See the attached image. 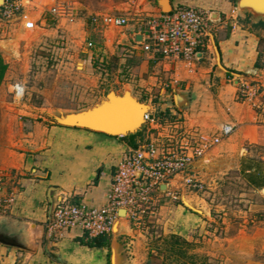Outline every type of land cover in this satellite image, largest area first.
Masks as SVG:
<instances>
[{"label": "rangeland", "instance_id": "374dc122", "mask_svg": "<svg viewBox=\"0 0 264 264\" xmlns=\"http://www.w3.org/2000/svg\"><path fill=\"white\" fill-rule=\"evenodd\" d=\"M41 1L42 5H73L75 21H55L48 14L50 6L46 5L42 11L46 20L43 30L26 36L24 31L11 27L0 30V54L8 65L0 86V121L14 117L18 124L28 118L23 113L15 117L16 102L8 92L11 84L24 86L26 95L21 103L27 113L41 121L59 111L87 109L110 90L122 92L128 88L141 100L152 103L156 115L163 114L166 110L161 109L166 107L175 115L174 119L165 118L161 136L155 133L151 137L155 130L147 127L137 139L141 143L148 139L162 145L165 138L177 136L181 131L187 140L200 133L208 134L186 124L189 117L210 112L207 102L202 100L177 111L170 84L174 80L164 78L163 71L150 65L141 50L124 44L126 36L130 39L133 25L136 31L142 29L141 19L148 16L143 8L151 0ZM41 10L34 8L29 13L38 17ZM104 15L126 17L128 25L114 28L93 21ZM38 24L41 26V22ZM177 90L184 93L182 88ZM263 91L264 87H260L259 99L247 101L254 105L257 114H262L255 103L264 98ZM189 98L197 100L193 95ZM211 98L216 99L214 94ZM239 99L244 102L241 95ZM206 156L203 159L207 160ZM241 161L224 160L216 164L211 160L197 166L196 162L191 172L202 189L184 186L172 189L169 194L163 188V193L144 209L138 225L126 220L125 215L118 218L126 224L125 230L119 225L126 264H169L159 255L160 250L165 251L160 238L173 234L192 243L191 253L197 255L200 264H264V193L254 190L240 175L237 167ZM182 199L194 210L186 207Z\"/></svg>", "mask_w": 264, "mask_h": 264}, {"label": "crops", "instance_id": "0c3cea01", "mask_svg": "<svg viewBox=\"0 0 264 264\" xmlns=\"http://www.w3.org/2000/svg\"><path fill=\"white\" fill-rule=\"evenodd\" d=\"M170 3L173 8L190 7L211 15L214 20L212 34L226 72L222 73L215 65L210 38L196 71L145 53L140 45L143 30L136 31V25L130 31L132 41L126 36L124 44L127 48L141 50L150 65L163 71L164 78L176 82L171 89L174 106L173 89L179 88L197 99L189 98V107L202 100L207 102L210 112L200 113L197 118L189 117L188 126H197L208 134H216L225 123L236 126L235 133L196 166L211 160L216 164L224 160H242L237 167L240 175L242 165L248 161L262 164L264 171V98L255 103L262 114L254 112L250 102L239 99L245 82L264 87V28L256 27L258 23L248 14H239L236 0H170ZM46 5L50 6L44 3L43 9ZM143 10L148 16L163 13L158 0L146 3ZM29 11L28 8L26 13ZM42 11L39 16H44ZM16 30L24 31L22 28ZM212 94L216 97L214 101ZM178 100L184 99L179 96ZM15 107L18 111L15 117L23 113L28 118L18 124L14 117L0 121V133H4L0 135V173L6 177L8 191H14L16 196L8 212L0 216V232L21 241L27 249L0 243V264H111L110 248H90L80 243L87 238L84 231H48L50 197L53 195L58 200L65 197L72 203L82 202L93 207L106 205L116 166L130 149L128 143L90 130L34 119L22 103L16 102ZM164 127L158 125L152 135L161 136ZM248 185L264 193V188ZM119 225L125 230V223L116 225V230ZM47 241L63 263L46 253Z\"/></svg>", "mask_w": 264, "mask_h": 264}, {"label": "built area", "instance_id": "2783aa9c", "mask_svg": "<svg viewBox=\"0 0 264 264\" xmlns=\"http://www.w3.org/2000/svg\"><path fill=\"white\" fill-rule=\"evenodd\" d=\"M0 30L22 28L26 33L44 29L43 16L34 17L26 10L41 8L38 0H0ZM42 12V14H43ZM55 21L74 23L75 9L68 3H54L48 11ZM31 15V16H30ZM106 27L122 28L128 25L126 17L104 15L93 19ZM142 21V50L166 63H181L189 71H196L203 60L209 33L213 32L211 15L195 8L176 7L171 12L147 16ZM41 22V26L38 24ZM90 47L93 44L90 43ZM175 85L176 82L170 83ZM169 88V87H168ZM15 102L21 103L26 95L24 86L15 83L8 87ZM260 87L243 83L241 97L244 102L259 99ZM148 127L156 130V118L146 116ZM149 129V131L151 130ZM236 130L232 123L222 124L216 134H197L184 139L183 131L177 136H168L162 145L147 139L137 148H130L116 166L108 200L103 207L85 203H72L61 198L54 213V220L47 225L51 233L80 229L88 239L111 236L119 212L124 210L126 220L138 225L142 212L153 203L158 194L171 193L172 189L188 187L200 190V181L192 175L191 167L210 151L229 139ZM148 131V132H149ZM153 137V135L151 136ZM152 140V139H151ZM14 191H8L6 177L0 173V216L6 214L15 203Z\"/></svg>", "mask_w": 264, "mask_h": 264}, {"label": "water", "instance_id": "95a60500", "mask_svg": "<svg viewBox=\"0 0 264 264\" xmlns=\"http://www.w3.org/2000/svg\"><path fill=\"white\" fill-rule=\"evenodd\" d=\"M158 4L163 13L171 12L173 9L170 0H158ZM236 7L239 14H248L256 23H259L260 21L264 22V0H236ZM209 38L215 65L219 71L224 73L226 70L222 64L220 51L214 39V35L209 33ZM173 90L175 92V107L179 112H182L184 108L190 105L189 96L177 89ZM179 96L183 97L186 101L185 104L184 100L179 102ZM146 108H149V110L145 111ZM147 115L150 120L156 118V108L153 104L141 100L135 96L133 90L125 88L122 92L110 90L104 97L87 109L81 111H59L56 114H49L50 119H48L47 122L65 127L86 129L122 139L123 137L143 133L148 127V121L146 120ZM143 116L144 119H142ZM182 202L186 207L194 210V208H190L187 203H185L184 199H182ZM57 204L58 199L54 198L52 195L50 197L49 209L50 222H53L54 220V213ZM124 215L126 217L125 211L121 210L119 212V217ZM120 223H124V221L117 220L111 234V264H126L123 244H120L119 242L121 241L120 230H116V225ZM0 243L6 246L27 249L21 241L6 235H0ZM116 244L117 249L115 248ZM45 251L55 260L63 263V259L51 249L49 241H47L45 245Z\"/></svg>", "mask_w": 264, "mask_h": 264}, {"label": "trees", "instance_id": "16d2710c", "mask_svg": "<svg viewBox=\"0 0 264 264\" xmlns=\"http://www.w3.org/2000/svg\"><path fill=\"white\" fill-rule=\"evenodd\" d=\"M256 27L264 28V22L260 21ZM7 70L8 65L0 54V86L6 76ZM174 116L172 111L168 109L163 114L157 115L156 120L158 123L164 124L165 118L170 117L174 119ZM141 136L142 133H138L136 135L123 137L122 140L127 142L130 148H137L141 144V141L137 139ZM247 171H250V173L248 174ZM241 174L248 184L259 189L264 188V171L262 164H254L248 161L246 165H242ZM160 239H162L165 251L160 250L159 255L162 256V258L164 257L165 262H169V264H200L198 263L197 255L191 253L193 245L187 239L175 234ZM80 243L90 248H110L111 237L102 236L94 239L84 238L80 240ZM148 264H151V262H148Z\"/></svg>", "mask_w": 264, "mask_h": 264}, {"label": "bare ground", "instance_id": "6f19581e", "mask_svg": "<svg viewBox=\"0 0 264 264\" xmlns=\"http://www.w3.org/2000/svg\"><path fill=\"white\" fill-rule=\"evenodd\" d=\"M147 110H149V108H146V110L145 111H147ZM142 119H144V116H143V118Z\"/></svg>", "mask_w": 264, "mask_h": 264}, {"label": "flooded vegetation", "instance_id": "af4514ba", "mask_svg": "<svg viewBox=\"0 0 264 264\" xmlns=\"http://www.w3.org/2000/svg\"><path fill=\"white\" fill-rule=\"evenodd\" d=\"M0 235H5V234H3V233L0 232Z\"/></svg>", "mask_w": 264, "mask_h": 264}]
</instances>
